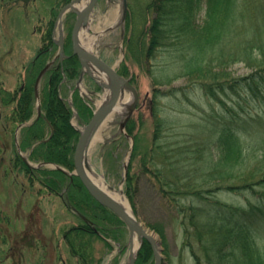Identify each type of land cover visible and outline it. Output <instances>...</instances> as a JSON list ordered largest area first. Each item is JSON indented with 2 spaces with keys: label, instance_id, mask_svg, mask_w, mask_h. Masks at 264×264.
<instances>
[{
  "label": "trees",
  "instance_id": "16d2710c",
  "mask_svg": "<svg viewBox=\"0 0 264 264\" xmlns=\"http://www.w3.org/2000/svg\"><path fill=\"white\" fill-rule=\"evenodd\" d=\"M23 1L0 0V10L20 7ZM54 1L52 17L47 21L38 18L40 41L35 57L26 66L25 79L14 91L0 88V105L7 110L0 113V176L21 185L20 195L36 196L35 208L41 198L60 197L78 214V221L64 228L59 248L53 233L49 244L35 230L36 236L24 231L14 237L8 252L19 254L13 264L24 262L26 247L37 251L35 262L40 264H56L58 260L71 264L70 258L78 264H101L97 255L103 247L106 252L112 250L110 238L121 240L116 229L124 223L90 195L78 176L45 165L34 167L20 153L29 152V162L74 169L79 133L72 124L73 108L59 91L60 86L78 80L81 64L68 48L70 56L63 59L62 67H52L44 75L47 81L40 92L41 114L35 109L36 79L57 49L54 18L71 0ZM133 1L135 5L137 0ZM130 5L124 35L126 56L119 73L134 84L130 56L144 66L164 51L168 57L160 72L178 68L175 79L188 80L185 87L170 89L171 95L189 99L192 92H200L209 105L220 104L223 109V122L209 128L212 138L167 145L163 139L167 121L158 105L164 92L155 89L150 107L154 132L151 145L144 148V171L152 173L160 196L181 220L183 243L196 264H264V144L252 152L245 145L247 134L256 135L254 130L264 125V0H150L144 12L140 10L141 23L137 21L139 4L136 8ZM237 63H244L250 73L234 75L230 68ZM164 77H155L154 85L170 84ZM73 99L82 122L88 121L91 109L77 91ZM249 101L256 105L255 113L246 109ZM137 119L132 115L125 129L135 139L132 156L136 157L141 148L137 129L143 123ZM26 123L20 129L18 144L17 129ZM161 155L165 156L163 166L156 163ZM136 177L129 172L126 182L132 200ZM223 195L238 199L228 202ZM4 216L0 221L8 224L9 216ZM148 225L166 241L162 224ZM10 236L8 227L0 222L1 243L6 245ZM41 242L44 257L38 251ZM142 245L135 264H149L152 259L150 245ZM60 250L70 258L62 259Z\"/></svg>",
  "mask_w": 264,
  "mask_h": 264
},
{
  "label": "rangeland",
  "instance_id": "374dc122",
  "mask_svg": "<svg viewBox=\"0 0 264 264\" xmlns=\"http://www.w3.org/2000/svg\"><path fill=\"white\" fill-rule=\"evenodd\" d=\"M133 2V0H128V7L129 3L131 4L130 6L134 8L139 4L137 21L141 23V19L143 18H140V10L144 12L143 9L145 4L150 2V0H137L135 5L132 4ZM54 4V0H31L30 2L26 0L23 1L22 4H19L20 7H14L12 9L3 7L0 10V88L7 90V92L14 91L20 86L22 83L21 81L25 79L26 66L29 61L35 57L40 41L41 31L37 28L39 24L38 18L44 17L47 21V18L52 17L51 11ZM121 13V0H99L92 15L89 16L90 19L87 27L83 29L80 37L84 39L88 34V36L91 35L93 38H99L98 44L93 46L91 50L100 55V58L104 59L109 64L117 66L116 68L118 69L125 59L124 56H126L125 36L124 38L121 36L124 28L117 25L121 18ZM62 18L61 29H63L64 33L65 50L68 48V50L72 52L70 38L72 27L76 21V14L72 11H68ZM54 20V23H56V17ZM124 30H126V27ZM58 32L59 29L56 30L55 39L59 37ZM58 49L57 47L52 58L48 60V63L54 61L53 67L57 64L56 55L58 54ZM166 54L167 53L164 51L163 53H157V56L152 59L151 62L148 61L147 64L144 63V66L135 61L133 56H130L131 60L128 62L131 78L134 77V86L139 94V100L133 117L137 121V118H140L143 122L141 127L139 126L137 129L141 145L137 157L136 155L132 156V150L135 144L134 137L127 134V131H125V134L120 128L128 112V108L134 100L133 94L127 91L120 106H123L125 103V98L131 100L129 105L127 104L126 108H124L121 113L117 112L113 114V116L106 120L104 125L97 131L94 137H97V140L87 152V164L89 165L90 174L94 178L104 182L103 184H105L109 190L117 192L124 197L132 211L131 214H133L139 223L146 227L149 232L157 238L158 244H160L162 248L161 254L163 257V264H196L189 248L183 243L185 238L184 230L180 222L181 220L178 219V215L174 212V209L160 196L152 173L144 171L142 162L144 148L147 149V147L151 145L154 132V121L150 107H152L155 89L163 91L165 94L162 93L159 96L158 105L161 109L162 118L167 121L166 130L163 134V139L167 145L183 141L184 144H187L189 143L187 140L190 138L195 140H201L204 137L207 139L212 138L209 128H211L212 125L217 126L223 122L220 115L223 109L220 104L209 105V100L201 95L202 93L200 92H192L188 95L189 99H184L182 97L178 98V96H173L174 94L171 95L169 93L170 89L185 87V85L188 84V80L185 78L175 79L178 68L170 70V67H168L165 72H160V65H165L164 63L168 57ZM230 70L236 76L246 75L251 71L244 63L234 64ZM161 75L168 77L167 79H170L168 81H171L170 84L155 86L154 78L157 77L162 79ZM82 80V82L76 80L73 83L61 86L59 92L61 96L65 98L66 102L72 101V103H74L73 93L77 91L82 101L91 109L93 115V110L102 104L106 98V91H102L98 83L91 79L87 73H85ZM45 81H47V78L41 81L38 93L44 88L46 84ZM40 102L41 93L36 100V110L38 107H41ZM246 106V109L250 113L256 112V105L253 101H249ZM79 111L80 110L76 108L72 111V123L78 132L79 130L83 131L84 126L87 124V121L82 122L84 120L81 119ZM1 112L6 113L7 110L0 105V113ZM254 131L257 132L256 135H252V133L250 135L248 133V137L245 139V145L251 152L255 147L257 148L264 144L262 143L264 141V125ZM16 137L19 144L20 130L16 132ZM20 153L22 154L21 156L29 157V152L27 151H20ZM164 159V155L159 156L156 162L157 165L163 166ZM30 163L32 165H38L37 162L31 161ZM47 166L52 167V165ZM129 172L137 176L136 192H133L135 195L134 200L131 199L127 191L128 184L126 182ZM20 187L21 185H18L13 178L5 179L0 176V211L2 212L0 217H5L4 214L8 215L9 223L7 224L4 220L0 222L8 227L11 235L6 245L3 244V242L1 243L2 237H0V264L16 263L19 254L14 251H8L10 250V246L13 245L14 237L21 235L24 231L35 236V230L41 232L40 235L44 238L43 242L47 239L49 244L51 240L48 238L52 235L51 233H53V239H55L57 248H59L64 228L78 221V214H75L76 212L74 210L66 206L65 202L60 197L41 198L39 207L35 208L36 196L29 193L20 195ZM222 197L223 199L227 198L226 200L228 202H233L238 199L233 195H223ZM148 223L162 224L165 229L166 241H164L159 233L151 228ZM116 232L119 234L121 240L118 242L112 238L109 239L112 243L111 246H113L112 250L106 252L103 247L102 251L97 255L102 258L101 264L131 263L132 249L130 245V229L124 225L120 226V229H116ZM119 232L122 234L120 235ZM52 242L54 243L53 240ZM145 242L147 241L145 240L143 243H140L139 251L143 246L142 244ZM38 245L40 247L38 251H42L40 256L42 255L44 257L45 250H43V243L41 242ZM98 246L101 247V243H98ZM64 248L63 246L62 249ZM138 250L136 255H134L136 260L139 254ZM33 251L28 250L27 247L23 250L24 262L22 264H27V262L28 264H40L35 262L37 251ZM61 252L62 254H60V256L62 259L69 257L65 250L64 252L60 250L59 253ZM60 256L59 258H61ZM70 262L71 264H78L76 260L71 258ZM56 264H61V261H56ZM149 264H156L155 255L152 256Z\"/></svg>",
  "mask_w": 264,
  "mask_h": 264
},
{
  "label": "water",
  "instance_id": "95a60500",
  "mask_svg": "<svg viewBox=\"0 0 264 264\" xmlns=\"http://www.w3.org/2000/svg\"><path fill=\"white\" fill-rule=\"evenodd\" d=\"M99 0H71L68 4H66L60 10L58 16L56 17V23L53 30V40L57 44L58 54L56 58L58 59V64L63 63V59L67 57L65 53V39L62 28V17L67 14L68 11H72L76 14V21L74 26L72 27L71 33V49L73 55L77 56L80 64H81V73L79 77V81L83 78L84 74L87 73L91 79L95 80L98 85L106 92H109V99L104 100L102 104H100L96 110H94L93 117L88 121L87 125L84 127L83 131L79 130L78 133L79 139L76 142L75 152H74V171L70 172L65 170L64 168L50 164L53 168L63 170L67 175H75L80 178L82 181V185H84L87 190L101 205L110 209L115 215H117L130 229L131 240L133 238V234H137V236L141 239V243L143 241H147L154 252L153 255L156 257V264H163L162 257V248L160 247L159 242L156 240L155 236L149 232V230L144 227L139 221L135 218V220L128 214V212L115 201L111 196L106 194L99 186H97L92 179L86 174L89 171V165L87 160V146L88 144L94 140V137L97 131L104 125L106 120L110 116L115 113V109H117L127 91L133 94V102L128 108V112L125 115L123 122L121 123V131L124 132L126 123L128 119L132 116L135 108L137 106L139 100V94L135 86L131 83V81L127 78H124L119 72L117 66L110 65L104 59L100 58V55L94 53L92 50L85 48L81 42V35L84 28L87 27L89 23V19L94 11ZM122 5V13L119 23L117 25L122 26L125 29L127 14H128V0H121ZM80 8H79V7ZM79 8V9H78ZM58 27V28H57ZM59 29V37L55 39L56 30ZM123 29L122 37L124 38L125 30ZM52 62L48 63L41 71H39V75L36 79L35 84V96L39 98V85L43 76L47 72V70L51 67ZM98 75V77L96 76ZM101 76V77H100ZM38 115L41 113L40 107L38 108ZM22 124L18 127L17 131L20 130L23 126L27 125ZM24 160L30 164L28 158L24 156ZM39 165H47L45 163H41L35 165L38 167ZM87 171V172H86ZM127 172V168H126ZM139 251V250H138ZM136 254H131V263L135 264Z\"/></svg>",
  "mask_w": 264,
  "mask_h": 264
},
{
  "label": "bare ground",
  "instance_id": "6f19581e",
  "mask_svg": "<svg viewBox=\"0 0 264 264\" xmlns=\"http://www.w3.org/2000/svg\"><path fill=\"white\" fill-rule=\"evenodd\" d=\"M79 7V6H78ZM80 8V7H79ZM78 8V9H79ZM98 39L99 38H93L91 35H89L88 36V34L86 35V37L84 38V39H82L81 38V42H82V45L85 47V48H87V49H92V47L93 46H95V45H97L98 44ZM107 99H109V92H108V94L106 95V98L104 99V100H107ZM126 100H125V103L123 104V106H119L117 109H115L116 111H115V113H117V112H119V113H121L123 110H124V108H126V105L128 104L129 105V102L131 101L129 98H125ZM121 105V104H120ZM114 113V114H115ZM113 116V115H112ZM111 117V116H110ZM109 117V118H110ZM108 118V119H109ZM97 140V137L96 138H94V140H92L89 144H88V146H87V150L89 151L90 150V148L93 146V144L95 143V141ZM87 172V171H86ZM89 177H90V179H92V181L97 185V186H99L106 194H108L109 196H111L115 201H117V203L118 204H120L127 212H128V214L135 220V218L133 217V214H131L132 213V211H131V209H130V207H129V204H128V202H127V200L124 198V197H122L119 193H117V192H114V191H111V190H109L108 189V187L105 185V184H103L104 182H102V181H100V180H98V179H96V178H94L91 174H90V172L88 171L87 173H86ZM134 236H133V238H132V240H131V249H132V254H136V252H137V250L139 249V245H140V243H141V240H140V238L137 236V234L135 233V234H133ZM156 238V237H155ZM156 240H157V238H156Z\"/></svg>",
  "mask_w": 264,
  "mask_h": 264
},
{
  "label": "flooded vegetation",
  "instance_id": "af4514ba",
  "mask_svg": "<svg viewBox=\"0 0 264 264\" xmlns=\"http://www.w3.org/2000/svg\"><path fill=\"white\" fill-rule=\"evenodd\" d=\"M66 55H67V57H66V58H69V56H70V55H68L67 53H66ZM66 58H64V59H66ZM55 67H56V66H55ZM51 68H52V66L50 67V69H51Z\"/></svg>",
  "mask_w": 264,
  "mask_h": 264
}]
</instances>
